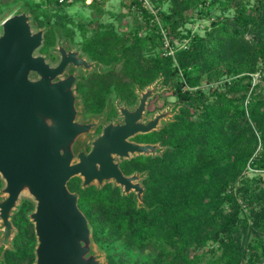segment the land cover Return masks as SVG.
<instances>
[{
    "label": "trees",
    "instance_id": "obj_1",
    "mask_svg": "<svg viewBox=\"0 0 264 264\" xmlns=\"http://www.w3.org/2000/svg\"><path fill=\"white\" fill-rule=\"evenodd\" d=\"M224 1L223 11L231 14H219L205 36L194 38L188 48L177 52L176 69L184 78L180 83L172 77L174 57L147 54L156 45L157 25L145 35L135 32L126 38L117 36L113 45L109 42L113 37L108 35L84 41V51L94 59L106 64L122 61L119 70L98 74L103 78L100 86H114L130 100L137 84L143 87L163 74L164 79H172L175 93L181 95L179 102L191 100L200 110L198 118H190L192 107L185 104L176 119L166 122L160 131L141 135L146 140L155 135V140L170 146L162 156L142 155L123 164L126 173L127 167L148 171L144 180L147 207L138 208L133 194L122 195L111 183L101 189L94 185L84 189L79 177L70 181V188L80 192L79 205L101 246L123 241L134 250L161 249L154 264H243L246 257L244 264H260L264 260V241L250 244L251 252L242 243V207L234 192L236 181L249 164L264 168V96L255 93L264 84V73L263 83L253 86L252 81L253 73L264 72V0ZM94 2L82 3L91 6ZM174 2L177 5L174 3L171 12H163L162 19L175 32L183 20V8L182 1ZM134 3L150 14L141 0ZM35 18L37 24L50 23L40 20L38 14ZM53 26L46 33L43 51L55 41ZM66 32L71 34L70 29ZM224 74L230 78L212 93L194 88L204 79L215 81ZM185 84L193 89H185ZM93 85L99 88L97 82ZM94 91L92 98L85 95L89 112H99L105 105L98 96L101 91ZM258 137L263 147L253 157ZM247 199L264 203L254 190ZM33 208L30 200L22 204L16 221L20 229L16 249L6 251V264L34 262V229L26 217ZM210 245L203 253L191 254L192 249ZM108 257L109 264H129L122 254Z\"/></svg>",
    "mask_w": 264,
    "mask_h": 264
},
{
    "label": "water",
    "instance_id": "obj_2",
    "mask_svg": "<svg viewBox=\"0 0 264 264\" xmlns=\"http://www.w3.org/2000/svg\"><path fill=\"white\" fill-rule=\"evenodd\" d=\"M48 30V25H35L28 6L0 23V264H6V251L14 250L18 228L13 217L25 198L34 203L27 214L37 239L33 264H108L79 205L80 192L69 183L75 177L84 189L111 183L122 195L133 194L138 208L147 207L148 171L126 173L122 165L142 155L162 156L170 146L134 138L160 131L189 102L148 116L150 100L171 88L161 74L145 87L136 86L134 105L118 100L119 117L103 123L96 134L106 111L86 117L78 83L113 65L92 59L62 29L51 47L59 56L53 62L41 52Z\"/></svg>",
    "mask_w": 264,
    "mask_h": 264
},
{
    "label": "rangeland",
    "instance_id": "obj_3",
    "mask_svg": "<svg viewBox=\"0 0 264 264\" xmlns=\"http://www.w3.org/2000/svg\"><path fill=\"white\" fill-rule=\"evenodd\" d=\"M149 1L150 5L155 10H157L158 19L151 12L150 14L148 13L146 15L143 11V8L135 7L136 4L134 3V0H96L91 6H85L82 1H75L70 3L63 2L62 5H56L51 0H0V23L13 11L28 6L31 8V11L34 15V22L36 26L48 25L50 29L51 24H54L53 28L55 41L47 51H43L44 47L41 50L42 53L48 54L53 62H56L59 59V56L53 53L51 50V47L56 44L57 29L64 30L66 36L73 45H83L86 39L103 35L112 36L113 40L109 42L111 43V45H113L117 36L126 38L134 34L135 32H140L141 34L145 35L147 33H152L155 29L154 25H157L160 28V32L157 35L155 43L156 45H153L147 54L153 57L160 55L174 57L175 60L173 62L172 77L173 80H175L177 83H180L184 80V78L182 72L176 69L177 60L175 57L177 52H179L181 49L188 48L194 38L205 36L206 33L211 30L213 25L212 22L215 17H217L219 14L225 13L223 11L225 1L178 0V3L182 1L183 20L180 22L175 32L171 31L172 29H170V26L166 24V22L162 19L163 12L169 13L172 11L175 3L174 0ZM249 1L254 2L255 0ZM175 4L177 5V3ZM143 7L145 9H148L144 5ZM36 14L39 15L40 20H50V23H46L45 25L37 24L35 18ZM225 14L229 15L231 14V11ZM162 28H164V32ZM67 29H70V35L67 34ZM89 56L94 59L91 55ZM104 64L107 66L113 65V68H117L119 70L122 66V61L118 60L117 62L111 64ZM98 74L104 73L94 71L88 77L85 76V79L82 81V79L84 78L83 77L78 83V92L83 96V104L86 111V117L99 115L106 111L104 113L103 122L100 125L102 126L103 123L119 117V112L116 108V103L118 100L120 102L125 101L129 105H133L137 102L138 95L136 93V86L139 84L134 87V97L129 100L127 98H124L114 86L108 88L100 86V80L102 79L101 81H103V78H99ZM228 78L230 77L224 74L215 81H207L206 79H204L200 85L194 88H201L206 93H212L214 89L220 86ZM93 81L99 84L98 89V86L93 85ZM164 84L171 85V88L163 90L162 92L156 94L155 97L150 100V109H152V111L147 114L148 116L159 109L165 108L169 104H174L177 101L181 100V95L175 93V88L173 87L174 83L172 79L165 78ZM184 88L193 89L188 84H185ZM94 90L98 92L101 91V94H99L98 96H100L101 100H105V105L99 112H89L85 104V95L89 96V98L94 97V95H96L94 93ZM255 91L257 95L263 97L264 84L260 85V87ZM188 106L192 107L191 109L189 108L190 118H198L200 110L195 106V103L190 100ZM97 133L98 130L96 134ZM262 147V141L260 137H258L257 149L253 157L259 154V151L262 150ZM252 161L250 162L252 163ZM127 171V173H132L136 170H132L131 167H127ZM243 179L245 180L243 181ZM252 190L259 194L261 202H263L264 168L255 167L254 165L249 164L247 169L241 174L240 178L236 181L234 186V192L242 207L240 217L244 220V223L239 225V234L247 252H251L249 248L250 244H253L254 242L260 240L264 241V203L258 204L257 201L254 200L248 201L247 196L252 192ZM25 200L27 199L25 198ZM19 212L20 210L15 213L13 217L15 225L16 221L20 219ZM27 214L26 217L28 221L33 225L34 229V224L30 221ZM17 228L18 232L14 237V250L16 249L15 239L19 236L20 232L18 226ZM36 243L37 239L35 235L33 251ZM97 244L99 247L98 250L106 256L108 264L109 254H113L116 258H118L120 254H122V256L129 264H154L161 251V249H147L144 251L134 250L131 249L123 241H116L104 246H101L98 242ZM211 247L212 245L201 249H192L191 254L195 255L203 253ZM170 249L172 248L167 247V250ZM246 260L247 257L244 259L243 264L246 262Z\"/></svg>",
    "mask_w": 264,
    "mask_h": 264
},
{
    "label": "built area",
    "instance_id": "obj_4",
    "mask_svg": "<svg viewBox=\"0 0 264 264\" xmlns=\"http://www.w3.org/2000/svg\"><path fill=\"white\" fill-rule=\"evenodd\" d=\"M66 2L70 3V2H75V1H82V2H85V3H91V2H94L96 0H65ZM143 5L145 7H147L150 12L152 14L155 15V17L158 19V14H157V10H155L151 5H150V1L149 0H141ZM159 21V20H158ZM164 28H162L163 30ZM164 32V30H163ZM166 35V34H165ZM263 71H257L255 73L252 74V81H253V86H255L256 84H259V83H263Z\"/></svg>",
    "mask_w": 264,
    "mask_h": 264
},
{
    "label": "flooded vegetation",
    "instance_id": "obj_5",
    "mask_svg": "<svg viewBox=\"0 0 264 264\" xmlns=\"http://www.w3.org/2000/svg\"><path fill=\"white\" fill-rule=\"evenodd\" d=\"M85 79V77L82 79V81ZM180 101V100H179ZM179 101H177V102H179ZM134 105V104H133ZM132 106V105H131ZM154 110V109H153ZM152 111V109H150V102H149V106H148V111H147V114H149V112H151ZM117 113V112H116ZM98 133H100L101 132V130H102V126H99L98 127ZM97 132V131H96ZM155 132H157V131H153V132H151V133H155ZM147 134H150V133H147ZM141 135H143V134H140V135H137L135 138H134V140H136V141H139V142H152V143H154V142H158V140H155V135H152V137L151 138H149V139H141L140 137H141ZM122 167H123V165H122ZM124 168V167H123ZM3 184V182H2V180L0 179V186Z\"/></svg>",
    "mask_w": 264,
    "mask_h": 264
}]
</instances>
